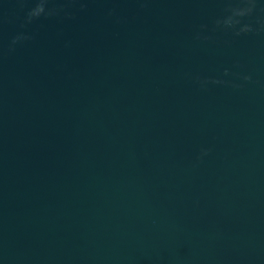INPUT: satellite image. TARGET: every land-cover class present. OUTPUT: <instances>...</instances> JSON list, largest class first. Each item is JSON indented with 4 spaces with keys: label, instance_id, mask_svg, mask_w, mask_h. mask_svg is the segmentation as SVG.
Wrapping results in <instances>:
<instances>
[{
    "label": "water",
    "instance_id": "obj_1",
    "mask_svg": "<svg viewBox=\"0 0 264 264\" xmlns=\"http://www.w3.org/2000/svg\"><path fill=\"white\" fill-rule=\"evenodd\" d=\"M0 264H264V0H0Z\"/></svg>",
    "mask_w": 264,
    "mask_h": 264
}]
</instances>
